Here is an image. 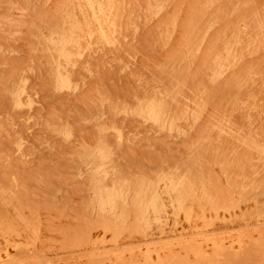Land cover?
Returning <instances> with one entry per match:
<instances>
[{
  "label": "rangeland",
  "instance_id": "1",
  "mask_svg": "<svg viewBox=\"0 0 264 264\" xmlns=\"http://www.w3.org/2000/svg\"><path fill=\"white\" fill-rule=\"evenodd\" d=\"M0 264H264V0H0Z\"/></svg>",
  "mask_w": 264,
  "mask_h": 264
}]
</instances>
